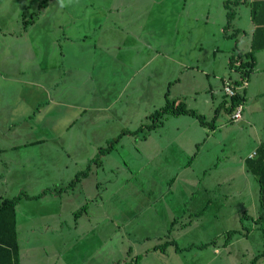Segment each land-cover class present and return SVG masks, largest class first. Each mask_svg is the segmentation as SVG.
Listing matches in <instances>:
<instances>
[{
    "label": "rangeland",
    "instance_id": "374dc122",
    "mask_svg": "<svg viewBox=\"0 0 264 264\" xmlns=\"http://www.w3.org/2000/svg\"><path fill=\"white\" fill-rule=\"evenodd\" d=\"M229 1H199L212 16L189 21L152 0H0V198L46 191L22 200L30 264H264L260 183L246 167L264 141V95H250L239 122L221 107L235 41L217 28ZM18 67L35 70L26 81L39 78L55 104L8 78ZM168 101L215 127L166 114L150 128Z\"/></svg>",
    "mask_w": 264,
    "mask_h": 264
},
{
    "label": "crops",
    "instance_id": "0c3cea01",
    "mask_svg": "<svg viewBox=\"0 0 264 264\" xmlns=\"http://www.w3.org/2000/svg\"><path fill=\"white\" fill-rule=\"evenodd\" d=\"M174 1L175 0H152V3H153L152 5H155V6L162 5L161 11H164L167 14H175V13L179 14L183 17V19L185 18L186 20H189V21H191V20L209 21L211 16H212V12H211L212 10L210 8L202 7V5L199 4V1H204V0H196V1L191 0L188 7H186L187 2L185 4L183 2L182 4H180L177 7V6H175L176 3H174ZM229 2H232V0H230ZM152 10H154V8ZM216 11H217V8H216V10H214V12L217 15ZM225 11H226V9H225ZM228 13L232 14L231 27L226 26L225 28H223V27L220 28V26H219L217 28V30L220 31V33L224 34V36H226L227 38H232L233 41H235L232 46H229V47L225 46V48L227 47V60L225 62L227 65H229L230 71L232 72V66H233L231 63L232 57H235L238 54H243V55L248 54L249 52L253 51L254 46L258 47V49H259L254 54V59H255L254 72L250 75L249 85L245 89V91L243 92V96L245 97L244 102H245V104H247L246 100H248V98L250 99L252 97L256 100H259L264 95V91L258 89V86H257L258 84L264 85V76H263L264 75V0H240L239 6H234V8H232V9L227 8V14H225V12H224L223 16L227 15V17H228ZM34 24L35 23H32V26ZM27 30H28V27H27V29H25V32ZM196 31L197 30H195V34H196ZM232 35H234L235 37H232ZM216 37L218 38L219 34L215 29L214 34H213V38L215 39ZM214 41H216V40H214ZM211 45H212V43H211ZM199 48H202V47H199ZM219 51H220L219 46H216V44H215L214 48H213V52H212L213 53L212 59H213L214 63H211L210 67L207 68L208 70H210V72H212L214 74H217V72H218L215 69H217V63L216 62L218 60L220 61V58L218 57ZM223 55H224V53H223ZM195 61L198 63L199 59L197 58ZM183 66L186 67V64L184 63ZM31 70H32V68H31ZM31 70H25L23 68L18 67V68H16V72H13L11 75L8 76V78L11 77V79L14 83L19 84L20 89L23 88L22 91H24L26 86L28 85L29 86L28 89L33 90L32 96H34V97H36V95H39L41 91H44L46 94L45 96H47L46 98H44V100H47L49 98L48 100L51 102L54 101V104H55V100L51 98L52 93L49 92V89L46 90L43 87V84L40 82L39 78H37V80L30 79V80H28V82L26 81V75H25L26 71H30V74L35 75V78L37 76L36 71L35 70L31 71ZM198 72H200V71H198ZM205 74L210 75L211 73L208 74L207 72H205ZM233 74H235L236 77H232ZM240 77H241L240 74L232 72V74H230V77H228V78H230V79L234 78V80L237 81L240 79ZM3 79H5V78H3ZM215 79H218V77L217 78L215 77ZM225 79H227V77L221 78L222 86H223ZM208 85H209L208 86L209 88H207L205 91H210L211 93H216V91L213 92L211 81H210V83H208ZM192 90H193L191 92L192 99L194 101H197L199 91L194 90V89H192ZM136 93H140V92H136ZM30 95H31V93H30ZM250 95H251V97H250ZM199 97H201V99H202L201 101H204L205 104L210 103V99L207 97L206 94H202ZM223 99H224V97H223ZM179 100H180V98H179ZM228 104H229V102L226 99H224L222 101L221 107H224L226 109ZM73 107L76 110H78L80 115L83 114L82 113V110L84 109L83 106L74 105ZM72 110H74V109L72 108ZM192 110H194V109H192ZM245 111H246V107H245V110L243 112V115H244ZM199 114H201V113H199ZM177 116H178L179 122H185L186 120H184L181 117L182 116L186 117V116H190V115L181 114V115H177ZM190 117H192V116H190ZM204 117L206 120V116H204ZM193 118L198 120L195 117H193ZM242 119H243V116H242ZM203 127H205V126H203ZM213 127H215V124ZM31 131H33V130H31ZM37 140H39V139L36 138L35 141L27 142L23 145V147L24 148L25 147H27V148L28 147H35L33 145L37 144L38 142H42V141H37ZM19 148H20L19 145H13L12 147H9L6 149L7 150H9V149L17 150ZM257 148H256V150H254V152L257 151ZM253 153H251L249 155L248 159L251 158ZM246 167H247V165H246ZM22 203H25V202L21 201L19 203V205L17 206V226H18V240H19L18 263L16 262V260L12 254H9L8 252L0 249V264H30L29 259H27V255L25 253V250L23 249L22 241L20 240V233H19V228H20V224H21L19 214H20Z\"/></svg>",
    "mask_w": 264,
    "mask_h": 264
},
{
    "label": "trees",
    "instance_id": "16d2710c",
    "mask_svg": "<svg viewBox=\"0 0 264 264\" xmlns=\"http://www.w3.org/2000/svg\"><path fill=\"white\" fill-rule=\"evenodd\" d=\"M240 4V1L237 2ZM229 4V2H228ZM227 4V8H229ZM44 4H41V8H44ZM232 21V14L228 13V27H230ZM34 22V21H33ZM32 22V23H33ZM28 24L27 22L24 25V28L27 29ZM232 37H235L232 35ZM258 47L254 46L253 51L249 52L248 54H238L235 57H232L231 62L235 60H241V67L238 68V71L240 72L241 77L243 78H249L250 75L254 72L255 67V59L254 54L258 51ZM245 97L243 95H238L231 101V106L227 105L226 110L228 112H232L233 108L241 101H244ZM166 114H173V115H190L192 117H195L199 120L201 125L205 127H213L215 122H207L205 120V117L195 110L188 109L187 106L184 103L177 104L176 101L173 102H167V104L161 108L160 110L156 111L153 114L154 123L150 126V128H154L157 126L158 121H160L161 118H163ZM142 129H139L138 131H141ZM137 131V132H138ZM136 133V132H134ZM127 132L123 131L119 136L114 138L110 145L107 148H101L99 155L96 157V162L101 161V157L103 155H106L107 153H110L115 149V145L120 142V138L124 135H126ZM257 155L253 158H249L246 160V165L248 171L258 178V181L260 183V203L262 207V214L259 217V220L264 219V141L259 145L257 148ZM90 167L87 168L86 171L78 173L76 176V179L73 180L69 186H66L64 189H74L76 185L78 184L79 180L83 177L86 178L89 174ZM62 190H60L61 192ZM50 192H52L50 190ZM46 194V191L43 193H40L38 195H25V193H20L16 197L12 199H5L0 198V249L8 252L9 254H12L18 263L19 259V240H18V226H17V206L19 203L23 200V198H26L28 200H38L42 198ZM234 232L231 231L228 233V238H231L232 234ZM169 245L170 242L164 244Z\"/></svg>",
    "mask_w": 264,
    "mask_h": 264
},
{
    "label": "built area",
    "instance_id": "2783aa9c",
    "mask_svg": "<svg viewBox=\"0 0 264 264\" xmlns=\"http://www.w3.org/2000/svg\"><path fill=\"white\" fill-rule=\"evenodd\" d=\"M231 63L233 65L232 72L240 74L238 68L241 67L242 61L235 60ZM248 85H249V78L240 77V79L237 81L230 78L225 79L223 87H224L225 95L228 98H230V100L232 101V99L235 98L236 96L243 95V92L248 87ZM228 105L231 106V103H229ZM244 110H245V102L241 101L233 108L231 112V119L235 122H239L242 119ZM256 155L257 152H254L251 158L255 157Z\"/></svg>",
    "mask_w": 264,
    "mask_h": 264
}]
</instances>
